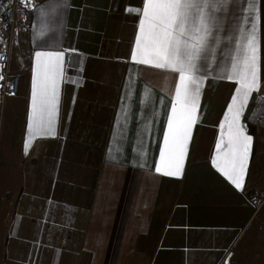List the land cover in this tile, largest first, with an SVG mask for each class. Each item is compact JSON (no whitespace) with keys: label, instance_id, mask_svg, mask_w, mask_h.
<instances>
[{"label":"crops","instance_id":"obj_1","mask_svg":"<svg viewBox=\"0 0 264 264\" xmlns=\"http://www.w3.org/2000/svg\"><path fill=\"white\" fill-rule=\"evenodd\" d=\"M143 4L45 0L32 13L27 67L0 128V264H219L237 224L264 208L261 172L252 188L253 168H264L263 125L249 120L256 92L240 121L253 138L243 189L213 165H224L220 126L237 87L225 76L253 15L264 87V0H214L207 50L196 61L198 119L179 177L155 170L179 76L131 60ZM56 52L64 57L55 135H34L26 151L33 76L48 62L36 54Z\"/></svg>","mask_w":264,"mask_h":264},{"label":"snow or ice","instance_id":"obj_2","mask_svg":"<svg viewBox=\"0 0 264 264\" xmlns=\"http://www.w3.org/2000/svg\"><path fill=\"white\" fill-rule=\"evenodd\" d=\"M21 2L25 3V0ZM213 7L214 0H144L143 8L135 10L142 18L131 60L140 65L170 70L179 76L173 116L167 118L169 132L164 137L165 147L155 169L164 175L179 177L183 173L191 129L198 119L196 111L201 94L202 78L195 75L196 61L207 50ZM251 11L256 12L254 4ZM258 21L259 17L253 15L251 26L242 33L236 57L225 76L237 87L220 126L223 135L224 123L227 124V146L222 154L224 165L220 166L213 159V165L237 189L244 186L253 140L240 121L252 93L261 88ZM36 55L38 64L42 55L48 57V62L41 66L39 74L33 76L26 151L34 135H55L59 105L57 81L64 57L63 52ZM3 79L0 75V80ZM216 148L219 150L221 143H217Z\"/></svg>","mask_w":264,"mask_h":264},{"label":"built area","instance_id":"obj_3","mask_svg":"<svg viewBox=\"0 0 264 264\" xmlns=\"http://www.w3.org/2000/svg\"><path fill=\"white\" fill-rule=\"evenodd\" d=\"M45 0H0V118L5 99L15 95L20 88V77L27 67V57L23 52V42L30 31L31 15ZM65 56H69L66 51ZM249 120L253 123L264 121V94L255 98ZM264 125V124H263ZM260 205V201L256 204Z\"/></svg>","mask_w":264,"mask_h":264},{"label":"rangeland","instance_id":"obj_4","mask_svg":"<svg viewBox=\"0 0 264 264\" xmlns=\"http://www.w3.org/2000/svg\"><path fill=\"white\" fill-rule=\"evenodd\" d=\"M257 95L264 94V87H262ZM256 95V96H257ZM255 96V97H256ZM11 96L6 97V105ZM12 99H10L11 101ZM251 108L255 105V99L251 101ZM264 121L262 122V125ZM2 125V115L0 118V128ZM257 137L260 142L264 144V125L261 127L260 133H257ZM264 156V152H262ZM258 162L257 168L252 170V188L253 192L257 189L256 179L259 178V174L264 175V168ZM263 163V162H262ZM257 203L259 201H256ZM261 202V201H260ZM256 203V204H257ZM260 205H256L259 207ZM264 213V208L261 211L259 209L250 218L247 223H238L235 233H237L234 243L227 249L226 255L222 262L219 264H264V227L259 226V219ZM243 225V226H242ZM262 229V230H261Z\"/></svg>","mask_w":264,"mask_h":264}]
</instances>
